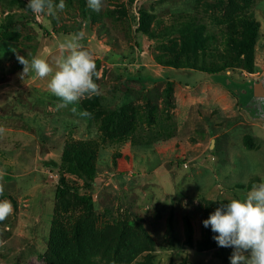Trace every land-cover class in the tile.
<instances>
[{
	"label": "rangeland",
	"instance_id": "374dc122",
	"mask_svg": "<svg viewBox=\"0 0 264 264\" xmlns=\"http://www.w3.org/2000/svg\"><path fill=\"white\" fill-rule=\"evenodd\" d=\"M28 3L0 0V117L31 128L0 125V201L13 206L0 222V264H47L53 235L62 231L68 241L74 230L108 244L133 239L134 246L143 243V230L153 251L129 264H146L148 254L153 264H231L233 248L218 255L197 245L206 237V212L244 199L264 181V95L246 84L262 79L264 86V0H102L99 11L85 0L84 16L76 0L70 6L64 0L63 11L58 2L53 15L34 14ZM139 11L150 17L154 37L137 31ZM244 17L258 24L250 70L235 66L237 52L226 45L231 24ZM182 25L205 39L203 47L190 45V58L224 66L225 73L157 63L187 52L189 31L177 30ZM79 33L97 63L99 91L60 108L47 87L51 76L21 78L16 57L40 55L55 68L59 45ZM126 80L145 87L121 93ZM120 109L123 126L102 128V118ZM79 141L95 147L97 175L88 189L73 175H64L69 188L59 181L63 150Z\"/></svg>",
	"mask_w": 264,
	"mask_h": 264
},
{
	"label": "trees",
	"instance_id": "16d2710c",
	"mask_svg": "<svg viewBox=\"0 0 264 264\" xmlns=\"http://www.w3.org/2000/svg\"><path fill=\"white\" fill-rule=\"evenodd\" d=\"M65 1H67V5L70 6L73 0ZM76 1L79 3L82 15H86V8L84 3L85 0ZM58 2L59 0H55L53 2V5L55 6ZM9 20H11V17L8 19V21ZM150 24L151 19L147 15V13L139 11L137 31L147 38L154 37L149 30ZM231 26L234 28L231 29V32H228L229 30L226 32V45H232V47L237 52L238 57L235 66L250 70V62L253 58L255 41L256 39H258V24L253 20L244 17L242 19L237 20V26L236 24H231ZM237 27H240V29L236 30L235 28ZM177 30L178 32H188L189 28L185 25H182L180 29L177 28ZM187 34H189L188 38L190 39L188 50H186L185 43H183L182 50H184V52H187L185 54L183 53V56L179 57V60L176 57L174 62H163L161 60H157V63L162 66H173L175 69H191L207 74H218L220 72L225 73L224 69L226 67L224 66L219 69H215L212 65H210L211 63L206 66L205 63L207 61H205V58L200 61L201 65H197L199 63L197 59L193 56L194 53L192 54L193 57L190 58V55L187 54L190 52V45L198 43V45L203 47L205 39L199 36L195 37L194 33H192L191 31H189V33ZM4 39L9 41L12 39V36L6 35ZM144 87L145 85H143L137 80H126L122 84V87L121 89H119V91L121 93H125L129 90L139 91L143 90ZM91 104H93V102H91ZM125 119L126 115L122 109L111 111L108 115L102 118V128H121ZM1 120L4 121L2 122ZM16 123H19V125L17 126ZM0 125H7V127L11 129H31L25 123H20L13 120L9 121L8 118L4 119L1 117ZM43 150L44 147L41 148V151ZM94 150L95 147L93 142L88 141H79L76 143H72L64 148L58 169L59 173L61 174L59 180L61 185L69 188L66 185L64 179V175L69 174L78 177L83 182V188H90L91 184H93V182L95 181L97 175V171L93 164ZM80 199L85 202L86 200H88L86 198ZM89 204L91 203H88V207L90 206ZM215 210L216 209L214 208L213 210L206 212V219H208L210 214H212ZM186 226L188 227L187 243L191 245V227L188 223ZM140 231L143 234V243L141 245L135 246L131 244L133 239L125 242L122 245L117 243L111 244V242L109 241V245L107 243L108 241H105V238H97V236H95L91 231L87 232L89 235L87 234V236H85L84 233H79L78 230H74L72 233L73 236L67 241L65 239L66 237L64 236L65 234L62 233V231H59L55 233L51 239L52 243H54L55 241L56 244H53L52 252H50V256L47 259V264H129L130 261L134 260L135 257L141 254L143 251H153V247L148 248V245L145 244L144 236L147 234L143 230ZM119 233L122 234L121 232ZM215 235L217 234L213 233L211 227L209 226L207 228L206 237L201 243L197 245V249L199 251L217 250V254L221 255L220 252H223V250L228 248L219 247L213 239ZM97 257H101L102 261H96L95 259ZM152 258L153 257L148 254L146 264H153Z\"/></svg>",
	"mask_w": 264,
	"mask_h": 264
},
{
	"label": "clouds",
	"instance_id": "9594fccd",
	"mask_svg": "<svg viewBox=\"0 0 264 264\" xmlns=\"http://www.w3.org/2000/svg\"><path fill=\"white\" fill-rule=\"evenodd\" d=\"M64 0H59L55 8L63 11ZM88 6L94 11L102 7V0H88ZM27 9L34 14H54L53 0H29ZM83 33L66 37L59 47L62 54L55 60V68L40 55L31 61L17 54V60L23 65L21 78L30 72L35 78L44 79L51 76L48 90L58 97L60 108L77 104L81 98L98 94L99 86L94 81L98 78L96 62L80 41ZM259 103L264 104V100ZM76 111L75 107L72 109ZM5 131L0 127V134ZM4 173L0 172V195L4 194L2 183ZM13 213L9 200L0 201V222ZM205 228L211 227L213 237L219 247L233 248L231 264H264V181L254 183L244 199H232L226 205L217 208L209 218L203 221Z\"/></svg>",
	"mask_w": 264,
	"mask_h": 264
},
{
	"label": "crops",
	"instance_id": "0c3cea01",
	"mask_svg": "<svg viewBox=\"0 0 264 264\" xmlns=\"http://www.w3.org/2000/svg\"><path fill=\"white\" fill-rule=\"evenodd\" d=\"M262 79H260V80H256V81H254V82H251V81H246V84H249L250 86L254 83V85L255 84H261V86H262V88H263V91H260V90H256V93H257V95H262V94H264L263 92H264V86H263V83H262V81H261ZM239 90V92H240V90L241 91H243V89H237V90H235L236 92H234V93H237V94H239V92H237ZM244 93H245V95L247 94V92L246 91H243ZM250 108H252V109H256V105H250Z\"/></svg>",
	"mask_w": 264,
	"mask_h": 264
},
{
	"label": "water",
	"instance_id": "95a60500",
	"mask_svg": "<svg viewBox=\"0 0 264 264\" xmlns=\"http://www.w3.org/2000/svg\"><path fill=\"white\" fill-rule=\"evenodd\" d=\"M256 86V87H255ZM255 88H256V90L258 89V90H260V91H263V88H262V86H261V84H255ZM264 93V92H263ZM264 95V94H263Z\"/></svg>",
	"mask_w": 264,
	"mask_h": 264
}]
</instances>
